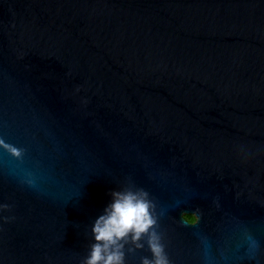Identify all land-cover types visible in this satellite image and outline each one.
<instances>
[{"label": "water", "instance_id": "water-1", "mask_svg": "<svg viewBox=\"0 0 264 264\" xmlns=\"http://www.w3.org/2000/svg\"><path fill=\"white\" fill-rule=\"evenodd\" d=\"M0 139V264H81L129 186L170 264H264V0H0Z\"/></svg>", "mask_w": 264, "mask_h": 264}, {"label": "clouds", "instance_id": "clouds-1", "mask_svg": "<svg viewBox=\"0 0 264 264\" xmlns=\"http://www.w3.org/2000/svg\"><path fill=\"white\" fill-rule=\"evenodd\" d=\"M0 149L14 160H21L24 155V149L8 144L3 139H0ZM110 197L111 202L92 224L94 242L81 264H125L126 251L133 254L144 248L145 244L151 258L142 257L140 264H170L162 235L156 230L159 226L158 217L149 193L129 186L112 191ZM10 207L0 204V212L10 211ZM3 219L9 222L12 218ZM190 222L194 225L196 217H191ZM126 246L129 247L126 249Z\"/></svg>", "mask_w": 264, "mask_h": 264}, {"label": "trees", "instance_id": "trees-1", "mask_svg": "<svg viewBox=\"0 0 264 264\" xmlns=\"http://www.w3.org/2000/svg\"><path fill=\"white\" fill-rule=\"evenodd\" d=\"M192 216H189V215H185L184 218H187L186 220L190 222V219H191Z\"/></svg>", "mask_w": 264, "mask_h": 264}]
</instances>
